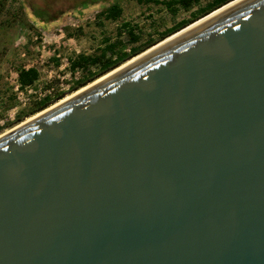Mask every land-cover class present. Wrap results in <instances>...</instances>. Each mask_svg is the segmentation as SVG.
I'll list each match as a JSON object with an SVG mask.
<instances>
[{
    "label": "water",
    "instance_id": "water-1",
    "mask_svg": "<svg viewBox=\"0 0 264 264\" xmlns=\"http://www.w3.org/2000/svg\"><path fill=\"white\" fill-rule=\"evenodd\" d=\"M233 1L0 135V264H264V0Z\"/></svg>",
    "mask_w": 264,
    "mask_h": 264
},
{
    "label": "rangeland",
    "instance_id": "rangeland-1",
    "mask_svg": "<svg viewBox=\"0 0 264 264\" xmlns=\"http://www.w3.org/2000/svg\"><path fill=\"white\" fill-rule=\"evenodd\" d=\"M158 1L0 0V134L13 127L16 117L27 118L24 115L40 99L68 91L100 66L72 69L70 64L78 55L99 56L114 45L104 59H115L131 48H143L213 0H188L170 7L162 3L178 0ZM111 5L121 10L115 20L105 16ZM128 29L137 36L136 42L130 40ZM30 67L37 70L38 78L20 89L17 72Z\"/></svg>",
    "mask_w": 264,
    "mask_h": 264
},
{
    "label": "trees",
    "instance_id": "trees-1",
    "mask_svg": "<svg viewBox=\"0 0 264 264\" xmlns=\"http://www.w3.org/2000/svg\"><path fill=\"white\" fill-rule=\"evenodd\" d=\"M140 2H153V3H160L158 0H139ZM229 0H213L212 2L205 5L202 9L199 10V14H195L192 16V18L180 21L179 23L175 24L173 27L165 30L163 33L160 34V37L158 40H153L147 43L143 48H131L129 53H121L119 54L115 59L111 58H105V52L107 50H112L114 45L105 47L103 49L101 55L99 56H89V55H78L74 61L71 62L70 66L72 69H75L77 67H82L83 65L90 64V65H97L100 63V66L96 71H92L87 73L84 77L81 79H78L75 81L66 91L67 93H72L73 91L87 85L88 83L92 82L93 80L97 79L99 76L105 74L106 72L112 70L113 68L119 66L120 64L124 63L126 60L131 58L132 56L142 52L143 50L147 49L148 47L152 46L156 42L162 40L163 38L167 37L168 35L174 33L175 31L179 30L180 28L186 26L187 24L191 23L192 21L198 19L199 17L207 14L211 10L225 4ZM176 2H180L181 4H185L188 2V0H178V1H167L163 2L162 4L170 7L172 4H175ZM103 12V11H102ZM121 14V10L117 5H111L105 10V16L107 19L115 20L117 19ZM128 25L123 24L122 27H127ZM128 36L132 42H136L138 39L136 35L133 34L132 30L128 29ZM101 59L103 61H101ZM38 78V72L35 68L30 67L27 69H20L17 72V81L19 84L20 89H25L26 87L31 86ZM65 91H61L58 93H55L52 96H45L42 99H40L38 102L34 104V106L29 109V111L24 115L25 117L29 118L30 116L36 114L37 112L49 107L50 105L54 104L58 100L62 99L66 96ZM25 118V119H27ZM21 117H16L14 120L15 124H18L19 122H22L25 120ZM13 125V126H14Z\"/></svg>",
    "mask_w": 264,
    "mask_h": 264
},
{
    "label": "bare ground",
    "instance_id": "bare-ground-1",
    "mask_svg": "<svg viewBox=\"0 0 264 264\" xmlns=\"http://www.w3.org/2000/svg\"><path fill=\"white\" fill-rule=\"evenodd\" d=\"M235 1H238V0H235ZM235 1L230 2L229 4L223 6L222 8H220V9H218V10H216L215 12H212L210 15H212V14L218 12L219 10H221V9H223V8H225V7L229 6V5H231V4L234 3ZM210 15H209V16H210ZM209 16H207V17H209ZM203 19H205V18H203ZM203 19L199 20L198 22L202 21ZM198 22H196V23H198ZM196 23H194V24H192V25H190V26H187V27L184 28L182 31L188 29L189 27L195 25ZM182 31H181V32H182ZM181 32H178V33H176V34H173L172 36H170L169 38L165 39L164 41L159 42V43H157L156 45L150 47L149 49H145V50H143L142 52H140V53H138V54L132 56L131 58H129L128 60H126L124 63H122V65L119 66L118 68H116L115 70H112V71H110L109 73H107L106 75L100 77L99 79H97V80H95V81H93V82H90V83H88L87 85H85V86H83V87H81V88H79V89L73 91L71 94H69L68 96L63 97V98L60 99V100H58V101L55 102L54 104H52V105H50L49 107H47L45 110H42L41 112L39 111V112H37L36 114L30 116L29 118L23 120L22 122H19L18 124H16L15 126H13L11 129L5 131L4 133H2V134H0V135H4V134L8 133L10 130H12V129H14V128H16V127H18V126H20V125H22V124H24V123H26V122L32 120V119H34L35 117L41 115L42 113H44L45 111L51 109L52 107H55L56 105H59L60 103L66 101L67 99H69V98H71L72 96L76 95L77 93L83 91L84 89L90 87L91 85L97 83L98 81H100V80L104 79L105 77H107V76L113 74L114 72H116V71L122 69L123 67H125V66L128 65L129 63L133 62L134 60H136V59L139 58L140 56L144 55L145 53H147V52L150 51L151 49L157 47L158 45L162 44L163 42L169 40L170 38L174 37L175 35H177V34H179V33H181Z\"/></svg>",
    "mask_w": 264,
    "mask_h": 264
}]
</instances>
